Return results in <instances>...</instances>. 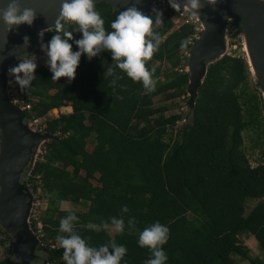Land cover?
<instances>
[{"label": "trees", "instance_id": "16d2710c", "mask_svg": "<svg viewBox=\"0 0 264 264\" xmlns=\"http://www.w3.org/2000/svg\"><path fill=\"white\" fill-rule=\"evenodd\" d=\"M95 8L104 19L106 33L111 32V23L121 11L105 2L95 3ZM170 16V9L163 12L160 25H153V36L146 38L153 44L157 37L162 40L153 58L146 61L157 80L154 92L133 82L107 49L91 59L82 54L74 80L53 81L47 69L37 66L28 88L22 92L18 85L19 93L25 94L23 100L31 102L29 115L33 117H43L62 105L71 108L70 114L44 122V131L55 138L43 143L42 161L33 164L27 179L33 191L39 189L37 198L45 201L38 217L44 234L42 249L34 251L36 258L40 252L41 263L66 264L63 249L50 247L58 234L68 235L59 232L65 212L58 211V206L60 201L76 203L73 178L80 172L92 176L98 190L85 197L90 208L73 232L89 247L108 246L111 252L113 242L125 246L127 254L121 264H145L151 258L138 238L155 222L170 230L163 246L166 264H234L232 256L248 260L247 250L237 239L242 234L251 236L263 254L262 260H249V264H264V117L257 96L245 91L247 65L244 59L229 55L209 63L193 107L182 116L164 117L165 107H153L151 102L158 96L162 101L185 97L187 73L173 69L180 65L181 41L192 33L187 25L169 32ZM61 22L59 33L55 26L43 33L45 54L54 35L67 39L65 31L72 33L68 40L72 52L80 51L76 43L83 38L79 25ZM231 23L226 25V35L233 39L241 29L234 20ZM31 50L28 47L25 53ZM155 61H164L171 69L163 80L150 69ZM179 120L182 125L172 135ZM249 128L261 134L252 147L261 146L259 162L253 167L241 148L242 133ZM249 201L255 204L247 209ZM124 206L128 213L121 211ZM112 217L124 219V233L110 236L102 227L103 223L112 226ZM131 218L137 222L134 228L128 224ZM89 222L97 228H87ZM9 255L5 250L0 264H9Z\"/></svg>", "mask_w": 264, "mask_h": 264}, {"label": "water", "instance_id": "95a60500", "mask_svg": "<svg viewBox=\"0 0 264 264\" xmlns=\"http://www.w3.org/2000/svg\"><path fill=\"white\" fill-rule=\"evenodd\" d=\"M180 1L186 3V0ZM99 2L107 3L113 10L123 11L134 6L143 12L146 0H94V3ZM200 3L203 7L198 10L199 16L206 29L201 28L199 38L191 45L187 56L185 92L189 108L193 107L206 66L223 56L222 40L229 19L239 25L241 35L246 34L262 83L255 81L264 94V0H216L215 4L200 0ZM6 4L7 0H0V7ZM21 6L35 10L31 26H14L9 32L0 20V228L2 234L10 238L8 247L14 260L20 257L23 264H28L35 259L36 247L41 245L28 226L31 191L19 183V177L26 165V173L32 169L38 146L55 137L47 132H31L23 123L24 113L6 96V73L12 60L28 49L25 36L40 34L37 31H49L56 26L61 0H22Z\"/></svg>", "mask_w": 264, "mask_h": 264}, {"label": "clouds", "instance_id": "9594fccd", "mask_svg": "<svg viewBox=\"0 0 264 264\" xmlns=\"http://www.w3.org/2000/svg\"><path fill=\"white\" fill-rule=\"evenodd\" d=\"M216 0H209V3L215 4ZM170 6L176 11H181V5L177 0H169ZM22 0H7L5 7H0V20L3 21L7 31H12L14 26L22 24L32 25L36 13L29 7H22ZM203 5L200 0H186L184 12H190L192 16H199V9ZM155 11V9H153ZM162 12H157L156 23L162 21L160 17ZM60 21H70L79 25L83 38L77 41L80 51L72 52V46L68 40L72 39V33L65 31L63 35L67 39H62L61 35H54L50 41L47 51L49 57L50 69L53 73L52 80L57 81L61 78L74 80L76 70L79 66L82 54H87L88 58L95 57L102 49H107L112 54V58L117 62L119 69L124 71L133 81L142 83L148 93L156 90L157 80L153 79V73L146 68V61L153 58L157 51L152 40L146 39L153 36V19L149 15L139 11L136 7H130L121 11L111 23V32L106 33L104 19L95 8L94 0H61L60 15L57 18L56 32L62 30ZM43 36V32L39 34ZM25 44L28 43V37L24 38ZM159 38L157 37V42ZM189 41H181V48H186ZM36 70V64L32 59H24L17 66L9 69V75L15 76L16 83L23 92L28 88ZM49 71V70H48ZM23 74V77H21ZM111 74V70H109ZM61 207L66 203L60 201ZM122 212L128 213L127 206L122 207ZM78 219L77 215L69 213L61 219L59 232L67 233V236L57 235L56 244L63 249V260L66 264H121V261L127 254V249L123 245L115 242L111 243L112 251L108 246H102L99 249L89 247L80 235L73 232V221ZM135 218L128 221L130 227H135ZM111 224L115 233L122 234L125 230L123 218H111ZM89 229H96L95 223L89 222L86 225ZM105 230L109 229L108 223H103ZM169 228L159 222H155L143 229L139 233L138 244L142 248H148L151 252L145 264H166L167 254L163 246L169 240Z\"/></svg>", "mask_w": 264, "mask_h": 264}, {"label": "rangeland", "instance_id": "374dc122", "mask_svg": "<svg viewBox=\"0 0 264 264\" xmlns=\"http://www.w3.org/2000/svg\"><path fill=\"white\" fill-rule=\"evenodd\" d=\"M161 1L165 2V1H169V0H146L145 2V6L143 9V13H145L146 15H149L151 17H153V25H155V27H158L160 24L156 23V19H157V12H162L161 10ZM155 9V11L153 10ZM183 6H181V10H183ZM171 17V16H170ZM160 19L162 20V16L160 17ZM195 18L191 15V13H186L185 12V17L184 20L188 21L187 26H191L194 27L196 30H192L193 34L195 33L197 38L194 41H197L199 38V34L201 30L200 24L194 20ZM172 23V27L170 29L169 32L176 30L178 23L175 22V24H173V18L172 20H170ZM232 20L229 19L228 23H231ZM231 25V31H233V25L232 23ZM28 45L29 47H31V51H29L28 53H21L20 55L16 56L9 67H15L17 66L20 62H22V60L24 59H32L33 62L36 64L37 66H40V63H45L46 65L49 63V58L48 55L45 54L44 51V43L42 42L43 36L41 37L39 34L36 35H32L28 37ZM192 38V36H191ZM162 40H159V42ZM193 41V42H194ZM159 42L155 43L154 45L156 46ZM222 44L224 47V53L223 55H229L232 57H240L242 59H244L247 67V58L244 52V39L243 36L241 35H237L235 38H229L228 35L225 34L223 40H222ZM191 47V46H190ZM190 48H184V50H182L180 53H178L179 59H180V65H185L184 60L185 58L183 57V52H189ZM39 55V56H38ZM38 56V57H37ZM177 68V67H176ZM183 68V67H181ZM150 69L153 70V72L155 73L156 77L159 80H163L164 75L167 73V71H171L169 65L164 62V61H155L151 64ZM248 69V75H247V81L245 84V91L246 92H250V93H254L257 96V100H258V108L260 110V114L262 117H264V94L261 92L259 85L256 83L254 77L251 74V71ZM49 72L53 75L51 69L49 68ZM173 71H175L173 69ZM175 72L178 73V71L176 70ZM183 72V71H182ZM21 77H23V74H21ZM13 79V89L11 87H8L6 89V96L7 98L9 97V95L11 94H15L16 97H19V99L22 97H24L25 94L23 93H19L18 91V84L16 83L15 80V76L10 77ZM7 79V78H6ZM10 82V80L8 81ZM17 90V91H16ZM240 91H237V93ZM14 97V96H13ZM168 97V95H167ZM183 97V96H182ZM170 98L168 97L167 99L165 98L164 101L161 100V98L155 97L154 99H152V106L153 107H165V112L162 114L164 117H168L170 115H181L183 113H185L189 108L188 106V98L185 92V97L184 98ZM50 118H56L55 117V112L52 111V113H50ZM59 115V114H58ZM180 125H182V120L177 121L174 124V127L171 129L172 131V135L175 133V131L180 127ZM260 131L259 129H247L242 133V151L244 153V155L246 156L249 165L251 167L255 166L257 162H259L260 156H259V149L261 148V146H259V148H254L252 149V147L255 145V141L257 139L258 136H260ZM166 140V139H165ZM261 142V141H260ZM90 147H86V150L89 151ZM28 168V165H26V167L23 169V172L21 173V176L19 177V183L23 186H25L29 191L30 190V183L29 181L26 180V170ZM74 184L76 186V203L71 205L68 202H65L66 205L64 207H61V205L59 204L58 206V211L60 212H65L62 215V218H64L65 216H67L69 213H73L75 215H77L78 219L76 221H73V229H78L81 227V221L83 219V217L86 215V213L88 212L89 208H90V201L85 200L88 199L89 197H91L93 195L94 192H97L98 187L97 184L94 180V178L92 176L90 177H84L82 175V173L77 172L74 174V178H73ZM39 195V191H35L32 192L31 191V196H32V203H31V209L29 211V215L31 214L32 211V204L35 202L38 203V207H37V213H38V217L43 213V210L45 209V201L44 199H39L37 198V196ZM255 204V201H249L247 202V209H250L253 205ZM247 211V210H246ZM29 218V216H28ZM61 218V219H62ZM61 219L59 221H61ZM41 227H42V223L41 221L38 219ZM109 235L112 236L115 233L114 227L109 225ZM0 235L2 234V230L0 228ZM6 236V234H4ZM43 233L40 232V236L36 235L35 239L38 240V242L41 244V238L43 237ZM1 237V236H0ZM5 240H3L2 243H0V260L3 259V257L5 256V250H9L8 247V243L10 242V238H4ZM238 241L240 244H242L245 249L247 250V257L248 260H239L237 257L232 256V259L234 261V264H249V260H254V259H263V254L260 252V250L258 249L255 240L249 236L248 234H242L240 235L238 238ZM50 247V246H49ZM58 247L57 244L53 245V248ZM42 249L41 247L37 246L36 249ZM51 248V247H50ZM10 252V251H9ZM11 255V254H10ZM10 257V263L9 264H23V260L18 257L19 260L15 261V257L13 255H11ZM40 257H35L33 264H46L45 262L41 263V255L40 252H38L37 254Z\"/></svg>", "mask_w": 264, "mask_h": 264}, {"label": "built area", "instance_id": "2783aa9c", "mask_svg": "<svg viewBox=\"0 0 264 264\" xmlns=\"http://www.w3.org/2000/svg\"><path fill=\"white\" fill-rule=\"evenodd\" d=\"M167 9H170L171 10L170 20H172V18H173V21H172L173 24H175V22L178 23L177 28H179L180 26H184V25L189 24L188 21L184 20V17H185L184 10H181L180 12H176L170 6L169 1H165V2L161 1V10L163 12H165ZM187 13H189V12H187ZM192 30H196V29L194 27H192ZM191 36H192V38H191ZM196 38H197V36H196L195 33L193 34V32L187 37V40L189 41L188 46H187L188 48H190V46L195 42L194 40H196ZM187 56H188V53L187 52H183V57L185 58V60H184L185 65H182L181 64V65L177 66V68L174 69L175 71L177 70L178 73H186L187 72V70H186ZM40 66L44 67L47 70H49V68H50V64L49 63L47 65L45 63H40ZM181 67H183V68H181ZM10 68L11 67L8 68L7 73H6L7 88L8 87H11L13 89L15 83L13 85V79L10 78V77H13V75H9V69ZM9 80H10V82H8ZM23 99L24 98H22V97L19 99V97H16L15 94L14 95L11 94L8 97V100L12 104H14L17 107H19V109L24 113L25 118L23 119V123L28 126V128H29V130L31 132L45 133L46 131H44V129H45L44 128V122L46 121L47 118H50V115L48 113L45 116H43V117H33V115H29V112H30V109H31V102H29V101L26 102ZM43 153H44V147H43V144H40L38 146V148L36 149V151H35V154H34L35 155L34 162H36V161H42V155H43ZM29 173H30V171L28 173H26V180L29 178ZM34 179L36 181H38L39 180V177L38 176H34ZM36 183L38 184V182H36ZM30 185H31V183H30ZM30 190L32 192H35L36 190L39 191L38 188H35V190L33 191L32 188H31V186H30ZM35 202L32 204L33 208H32L31 214L29 215V218H28V226H29V229H30V231H32V233H33L34 236H36V235L40 236L41 225H40V223L38 221V213H37V207L39 205H38V203L35 204ZM31 224H33L32 227L34 228V230H32ZM4 238H5V235H2L0 237V240H2ZM51 248H53V246H51Z\"/></svg>", "mask_w": 264, "mask_h": 264}, {"label": "bare ground", "instance_id": "6f19581e", "mask_svg": "<svg viewBox=\"0 0 264 264\" xmlns=\"http://www.w3.org/2000/svg\"><path fill=\"white\" fill-rule=\"evenodd\" d=\"M177 2L180 3V5H182L183 8H184V4L180 0H177ZM190 13H191V11H190ZM193 17L195 18V20L198 23H200V27L203 30L206 29V26H205L204 22L202 21V19L200 18V16H198V17L193 16ZM46 30L47 29H42V30H39L37 32L41 33V32L46 31ZM242 36H243V39H244V42H245V44H244V52H245V55H246V58H247V61H248V66H249V69L251 71V74H252V76L254 77V79L257 82L262 83L261 79H260V75H259V73H258V71H257V69L255 67V64H254V62L252 60V56H251V53H250V49H249V45H248V41H247V37H246L245 32H243ZM224 50H223V52H224Z\"/></svg>", "mask_w": 264, "mask_h": 264}, {"label": "crops", "instance_id": "0c3cea01", "mask_svg": "<svg viewBox=\"0 0 264 264\" xmlns=\"http://www.w3.org/2000/svg\"><path fill=\"white\" fill-rule=\"evenodd\" d=\"M52 111L55 112V114H56L55 117H57L58 114H60V115H68V114H70L71 113V108H70L69 105H62L59 108H54V109L50 110L47 113L50 115V113H52Z\"/></svg>", "mask_w": 264, "mask_h": 264}]
</instances>
